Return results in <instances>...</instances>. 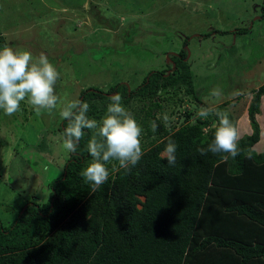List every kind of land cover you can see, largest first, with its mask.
<instances>
[{
    "label": "trees",
    "instance_id": "16d2710c",
    "mask_svg": "<svg viewBox=\"0 0 264 264\" xmlns=\"http://www.w3.org/2000/svg\"><path fill=\"white\" fill-rule=\"evenodd\" d=\"M186 57L182 50L171 57L172 67L149 71L130 90L117 83L107 91H81L79 100L97 121L113 95L122 97L125 108L134 98L144 99L143 112L134 117L144 119L140 126L144 137L153 138L151 146H142L140 162L129 169L110 161L108 180L93 191L80 173L91 162L87 144L95 130L84 129L62 174L50 182L49 199L27 203L9 224L0 218V264H264V148L255 150L264 85L253 91V132L240 138L241 155L225 160L202 154L213 139L217 112L236 123L228 103L202 118L184 106V97L167 114L161 103L172 101L167 93L184 89L204 103ZM67 126L63 119L59 130ZM169 140L178 145L172 166L164 151Z\"/></svg>",
    "mask_w": 264,
    "mask_h": 264
},
{
    "label": "rangeland",
    "instance_id": "374dc122",
    "mask_svg": "<svg viewBox=\"0 0 264 264\" xmlns=\"http://www.w3.org/2000/svg\"><path fill=\"white\" fill-rule=\"evenodd\" d=\"M263 14L264 0H0L3 45L34 57L44 54L60 72L56 109L36 111L24 101L11 115L0 111L2 221L12 222L29 202L48 200L50 182L62 174L70 155L60 139V107L79 100L81 91L92 86L106 91L117 83L135 88L149 71L172 67L171 57L182 50L198 88L196 96L204 103L184 89L174 96L167 93L172 101L161 102L167 114L179 97L197 116L201 108L228 103L240 138L252 134L248 108L253 91L264 85ZM215 87L222 90L220 99L211 95ZM144 102L134 98L126 109L133 116L141 114ZM256 118L261 140L255 150L261 152L264 97ZM144 135L141 146L147 149L153 138Z\"/></svg>",
    "mask_w": 264,
    "mask_h": 264
},
{
    "label": "clouds",
    "instance_id": "9594fccd",
    "mask_svg": "<svg viewBox=\"0 0 264 264\" xmlns=\"http://www.w3.org/2000/svg\"><path fill=\"white\" fill-rule=\"evenodd\" d=\"M59 79L60 72L46 55L34 57L27 50L0 47V111L11 115L20 110L24 101L36 111L56 109L60 98L55 93V86ZM211 95L220 99L222 90L215 87ZM109 99L111 103L101 121L87 115L90 106L83 100H70L59 109L60 117L68 121V126L60 134L62 147L67 152H76L85 134L84 129L95 130L87 144L91 162L80 173L93 191L108 180L110 172L107 165L110 161H118L121 168L129 169L136 166L143 156L141 126L123 106L119 94ZM211 112V108H201L198 115L207 118ZM216 114L219 119L213 125V139L201 152L219 154L225 160L228 156L236 158L243 151L238 128L226 112ZM177 147L175 141L169 140L164 149L170 166L176 164Z\"/></svg>",
    "mask_w": 264,
    "mask_h": 264
}]
</instances>
